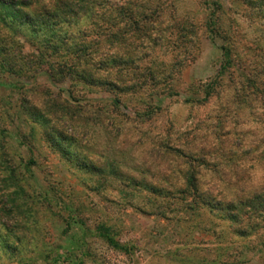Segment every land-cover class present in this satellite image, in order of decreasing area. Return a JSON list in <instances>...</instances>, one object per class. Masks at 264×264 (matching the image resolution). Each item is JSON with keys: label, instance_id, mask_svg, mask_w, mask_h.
<instances>
[{"label": "rangeland", "instance_id": "obj_1", "mask_svg": "<svg viewBox=\"0 0 264 264\" xmlns=\"http://www.w3.org/2000/svg\"><path fill=\"white\" fill-rule=\"evenodd\" d=\"M214 2L222 6L215 37L207 28L208 5ZM154 4L148 14L162 31L150 36H157L156 44L143 41L137 65L144 75L135 76L139 88L123 93L119 108L113 102L116 93L104 87L52 82L44 74L26 82L25 89L15 76L0 79V121L8 130L3 145L18 166L24 190L16 196V207L2 201L0 191V207L7 205L0 209V264H264V229L241 238L207 208L191 209V198L157 196L112 171L111 163L126 171L133 166L137 172H129L141 179L148 166L152 173L162 169L146 157L153 144L185 150L203 147L208 138L224 141L225 150L209 158L225 175L233 171L227 167L231 158L246 165L254 186L264 179V161L259 160L264 149V16L244 0ZM153 75L158 82L148 80ZM210 88L212 96L200 101ZM23 95L39 103L53 97L94 104L106 117L123 120L129 137L114 138L101 126L92 129V137L69 130L76 141L67 145L74 152L70 160L22 111ZM148 103L161 109L139 120L135 110ZM76 153L102 171L83 169ZM211 170L203 171L207 181L215 176ZM145 178L157 185L155 177Z\"/></svg>", "mask_w": 264, "mask_h": 264}, {"label": "trees", "instance_id": "obj_2", "mask_svg": "<svg viewBox=\"0 0 264 264\" xmlns=\"http://www.w3.org/2000/svg\"><path fill=\"white\" fill-rule=\"evenodd\" d=\"M154 1L0 0V79L15 76L22 81L20 88L25 89L26 82L44 74L52 82L69 80L73 85L104 87L116 93L113 102L119 108L123 103V93L139 88L141 82L135 76L144 75L138 71L137 65L139 54L144 49L143 41L149 39L156 44L157 36H150L153 32L158 34L162 31L156 29L155 18H151L153 14H148L156 9ZM244 1L264 16V0ZM208 8L211 11L207 28L215 37L218 35V12L222 6L214 2ZM151 77L148 80L158 82V76ZM212 89L206 90L200 101H207L212 96ZM173 95L177 94L172 92ZM20 107L28 118L44 128L45 138L51 146L70 160H73L71 155L74 152L67 145L76 141L69 130L78 129L84 137H92V129L101 126L109 129L114 138L129 137L127 132L130 128L123 120L106 117L94 104H76L53 97L39 103V100L31 101L23 95ZM160 109L161 106L148 103L144 110H135L136 118L149 119ZM7 131L0 121L1 200L5 199L6 204L16 207V196L24 190L20 185L18 166L9 158L3 145V140L8 137ZM141 142L142 137L138 138V144ZM233 146H230V151H233ZM197 147L184 150L165 143L153 144V148L145 152L146 157H151L162 169L152 173L148 166L141 173L155 177L157 185L147 181L145 175L141 179L131 175L129 171L137 172L133 166L126 171L124 167L121 169L111 163L112 171L128 185H141L157 196L184 201L191 198V209L207 208L227 221L231 232L241 238H250L264 229V179L254 186L252 177L244 168L246 165L243 167L240 159H228L227 167L233 170L229 175L217 168L218 163L211 164L209 157L225 150L223 140L209 142L207 138L203 147ZM251 150L250 147L244 150V155ZM79 158L76 153V160ZM80 159L78 165L83 169L102 171L87 156ZM259 160L264 161V149ZM29 163H34V160ZM211 166L215 176L207 181L203 171ZM238 168L239 173L236 171ZM203 185L210 186L203 189ZM110 242L114 247H120L117 242ZM261 251L264 252V244Z\"/></svg>", "mask_w": 264, "mask_h": 264}]
</instances>
